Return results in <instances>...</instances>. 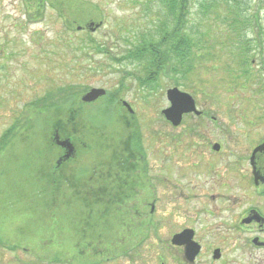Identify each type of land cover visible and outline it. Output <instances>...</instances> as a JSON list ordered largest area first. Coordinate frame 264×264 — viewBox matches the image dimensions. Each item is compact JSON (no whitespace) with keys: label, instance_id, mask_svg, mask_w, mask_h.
Masks as SVG:
<instances>
[{"label":"rangeland","instance_id":"1","mask_svg":"<svg viewBox=\"0 0 264 264\" xmlns=\"http://www.w3.org/2000/svg\"><path fill=\"white\" fill-rule=\"evenodd\" d=\"M189 1L180 30L185 29L191 49L184 55L171 54V61L183 57L194 66L179 71L169 66L160 77H152L145 65L153 56L139 54V49L154 41L164 50L172 42L171 37L161 41L174 26L173 22L165 27L169 17L161 0H0V261L4 264L26 260L50 264L57 248L71 255L72 246L82 240L76 224L83 222L86 228V217L99 216L104 208L83 204L85 188L76 196L71 184L61 188L57 182L61 170L56 172L54 166L60 148L52 138L58 127L61 135L75 136L79 142L77 158L62 173L67 181L82 180L86 185L92 171L89 182L95 173L115 171L113 152L123 151L136 131L149 182H155L156 175L166 179L155 188L160 197L157 218L171 221L166 228L183 223L185 216L235 215L232 151L264 139V0H243L246 14L259 12L253 20L262 29L246 26L240 41L229 39V25L215 15L223 10L222 1L209 13L201 10L206 0ZM253 40L256 43L250 44ZM246 43L259 78L245 83L229 74L228 65ZM173 87L191 94L198 108L206 111L205 118L188 115L181 126H172L162 110L170 106L167 90ZM91 88L107 93L94 102H82ZM215 142L224 151L213 158ZM198 151H203L200 161L207 160V165L184 175L198 161ZM212 161L215 172L207 167ZM104 191L96 190L105 198ZM150 191L144 190V197L149 198ZM221 192L229 201L217 196ZM149 200L129 203L130 212L133 206L150 216L152 197ZM103 215L95 218L94 242L80 249L86 254L95 251L97 257H91L95 260L107 254L102 252L103 242L124 238L117 234L118 221L124 217ZM218 221L213 217L202 224ZM107 222L110 235L103 233ZM143 237L142 259L129 258L137 253L133 249L127 258L102 259L98 264H156L152 246L157 239L150 231ZM14 245L24 250H8ZM231 252L245 264H264L263 253L251 257ZM229 258L225 255L224 260Z\"/></svg>","mask_w":264,"mask_h":264},{"label":"flooded vegetation","instance_id":"2","mask_svg":"<svg viewBox=\"0 0 264 264\" xmlns=\"http://www.w3.org/2000/svg\"><path fill=\"white\" fill-rule=\"evenodd\" d=\"M199 111L201 112L200 115H196L195 113L185 114L181 124L178 126L183 124L184 119L188 118V115H191L192 117L195 116L199 119L205 118L207 115L206 111L200 109ZM172 126L174 125L172 124ZM191 128L189 129V132ZM55 131H58L60 134L59 128H55ZM60 138H69L72 141L75 150L71 155H68L67 149L59 146L54 141V143L60 148L59 154L56 158V165L54 166L56 172L61 170V176L57 177V182L60 183L61 188L64 183L68 182V184H71L70 186L77 190V192L75 191L76 196H78L81 188H85V190L81 192L83 204L89 203L94 205L95 181L89 182L92 178L93 171L90 173V176L87 180L88 183L86 185L82 180L67 181L62 175L63 171L67 168L68 163L77 158L79 142L76 140L75 136L61 135ZM216 144L220 145L218 150L214 148ZM263 145L264 139L254 146L249 145V147L246 149H236L232 151V179L233 183L236 185V193H234L232 196V198L234 197L232 205L235 213L234 216H185L183 223H176L175 227L172 228H166V225L171 222L168 217L167 222L163 221L162 216L160 219L157 218L158 209H156V205L159 203L160 197L155 188L157 183L164 184L163 180L166 179L156 175L154 177L155 182L150 183V177L148 175L149 171L146 166H142V162L144 161L142 154V159L138 156H132L131 161L136 162V167H134V170L130 175H126L125 173L124 178L125 186L128 183L134 185L131 190H129L126 186L123 193V203L125 205L124 215L125 217H128L129 220H125L123 223L124 226L122 230H120V233L122 236H126L130 235L132 232H135V240H127V238L124 236L123 239L119 240V245H113L111 241L107 240L106 242H103L102 248V252H106L107 254L96 260L91 259L92 256L94 258L97 257L95 251H90L86 254L84 251L80 250L82 246L90 247L92 242H94L92 236L96 232V226L98 225V222H96L95 216H91V214H89V216L86 217V222L88 223L86 228H82L83 222H81V224H76L78 233L81 234L82 232V240L78 238V243L80 242V244L72 246L71 255L64 254L63 251L59 250L58 248L57 251L54 250L55 253H57L56 259L55 262L50 264H98L103 261L110 262L112 259L118 257L127 258L128 251H132L133 249H135L137 253L129 256V258L131 260L142 259V253L140 252L145 239L143 235H146L147 231H150V233L153 234V237H156L157 239L156 244L152 246L154 251L152 258L156 260V264H245L243 261H239L234 255H232L231 251L235 250L242 251L244 253L247 252L251 257H255V252L264 254ZM212 151L217 155L211 156L216 158L224 150L221 149L220 143L215 142L212 144ZM202 152L203 151H198V161L194 162L192 169H190L188 172H183L184 175L190 174L198 167L202 168L203 166L207 165V160L204 161V163L200 161ZM207 167L210 171L214 170L215 172L216 167L213 161L210 162ZM108 175H112V173L109 171ZM167 181L170 182L171 180ZM144 190H151V194H149V198L152 197L150 216H143V212L138 208L133 209V206L132 211L136 214V216H132V211L130 212L128 207L129 203L133 202L134 200L136 201V204L141 201L146 202V204L149 203L147 202L149 198L144 197ZM181 191H183V189ZM189 196L192 198H198L195 192H190ZM217 196L229 201V199H226L227 195L224 192L218 193ZM213 199H215V196H213ZM218 199L220 198H216V200ZM216 209H219V207L217 206ZM207 211L212 212L214 209H212V211ZM142 217L145 218V224L143 223ZM213 217L220 218V221L211 226L209 223L202 224V222L208 221L209 218ZM105 229L110 235L111 223L107 222L105 224ZM133 234L134 233H132V235ZM162 235H164L163 238H161ZM17 247L24 250L23 247L16 245L9 246L7 248H9L8 250L11 251H18ZM118 248L120 252L116 253L114 250H117ZM112 251L114 254H111ZM16 254L17 253H15V255ZM17 255L23 257L22 255ZM225 255L230 256L229 260H224ZM80 259L83 260V262H80ZM102 259L104 260L100 261ZM4 262L5 261L1 260L0 264H4ZM11 262L7 261V263ZM42 262L44 264H48V262ZM11 264L15 263L13 262ZM25 264H29L28 260H26Z\"/></svg>","mask_w":264,"mask_h":264},{"label":"trees","instance_id":"3","mask_svg":"<svg viewBox=\"0 0 264 264\" xmlns=\"http://www.w3.org/2000/svg\"><path fill=\"white\" fill-rule=\"evenodd\" d=\"M220 1L223 2V10L219 11L215 15H217L219 19L223 20L229 25V39H235V37H238L237 40L240 41L239 37L243 36L241 32L246 26H252L255 27V29H262V26L258 27V23L253 20L258 18L259 12L253 14H246L245 9L243 10V0H206L204 3H201V10L204 9L205 13H209L218 7ZM161 3L164 6L169 17L168 22L165 23V27L167 24H171L174 22L173 28L169 29L171 32L168 33L169 30H167L166 33L163 35L161 41H165L171 37L172 42L169 43L167 45V48L164 50L160 48V42L154 41H151L145 47L139 49V54L150 53L153 56L152 60L149 63H146L145 65L150 70L152 77H160L169 66L174 71H179L186 68L191 69L194 66V62L187 61L183 57H176L174 60L171 61V54L176 53L177 56L179 54L184 55L189 49H191V40L185 34V29L180 30L184 23V16L189 11L190 1L188 2V0H161ZM242 41L246 42V39L243 38ZM254 43H256V41L254 42V40L250 42V44ZM258 43L261 44L262 42L259 41ZM231 44L233 45L234 41H232ZM195 45L197 46V44ZM239 45H241V42L239 43ZM247 45L248 43H246L244 47H240L238 49L240 53H234V55L232 56L233 58L230 59V64L228 65V69L230 71L229 74H232V76L234 77L236 75L238 79H240L241 81L244 80L245 83L253 78H259V76L253 72V56L251 55V48L249 51H247ZM197 48H192V50L196 51ZM175 84L180 85L179 83ZM111 110H113V107ZM136 135L137 133L135 131V139L131 140L129 137L126 140V145L123 151L113 152V156L115 158V161L117 162V167L115 171H113L114 168L108 169V172L110 171L112 175H108V172L104 176H101L100 173H95V176L93 177V180L95 181L94 203L95 205L104 207L102 213L99 216H96L95 218L100 219V216H104L103 212L108 216H123L124 219L121 217L120 221H118V226H120V230H122L124 226L123 223L125 222V220L128 219L124 215L125 205L123 203V193L126 186L129 190H131L134 185L128 183L125 186L124 176L125 173L126 175H130L134 170V167H136V162L131 161V157L141 156V143ZM101 164H104V161L101 162ZM97 189L105 190L104 193L107 197L103 198L99 196V193L96 192ZM103 233L105 235H109L106 232V229H104ZM132 233L134 234L132 235ZM132 233L130 235L123 236H125L127 240H135V232ZM117 234L122 236L119 230ZM108 241H111L113 245H117V243L118 245L120 244V242H115V240Z\"/></svg>","mask_w":264,"mask_h":264},{"label":"water","instance_id":"4","mask_svg":"<svg viewBox=\"0 0 264 264\" xmlns=\"http://www.w3.org/2000/svg\"><path fill=\"white\" fill-rule=\"evenodd\" d=\"M106 93L107 92L105 89L91 88L81 97V101L85 103H91L105 96ZM167 98L170 101V106L164 109L162 112L166 119L174 126L180 125L183 120V116L187 113L194 112L197 115L201 114V112L197 109L193 96L185 91H182L178 87L169 88L167 90ZM123 105L127 107L130 113H133L131 106L126 101H123ZM53 139L59 146L67 149L68 155H71L74 152L75 147L72 141L69 138L61 139L58 131H55ZM214 148L218 150L220 145L216 144Z\"/></svg>","mask_w":264,"mask_h":264}]
</instances>
